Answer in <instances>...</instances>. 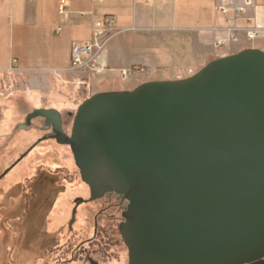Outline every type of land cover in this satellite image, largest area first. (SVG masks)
<instances>
[{"label":"water","instance_id":"1","mask_svg":"<svg viewBox=\"0 0 264 264\" xmlns=\"http://www.w3.org/2000/svg\"><path fill=\"white\" fill-rule=\"evenodd\" d=\"M36 119L53 134L0 181L41 142L69 146L86 202L114 194L127 203L119 232L128 264H264V51L96 93L70 135L53 108L34 109L20 128Z\"/></svg>","mask_w":264,"mask_h":264},{"label":"crops","instance_id":"2","mask_svg":"<svg viewBox=\"0 0 264 264\" xmlns=\"http://www.w3.org/2000/svg\"><path fill=\"white\" fill-rule=\"evenodd\" d=\"M61 1L0 0V74L33 78L41 90L57 94L47 101L59 102V94L74 86H86L87 98L133 90L145 83L141 75L133 76L138 85L122 83L118 90L109 77L138 67L173 69L184 79L216 59L264 51V0H64L67 17ZM108 17L119 33L107 45L104 81L73 70L72 45L91 41L94 27ZM256 29L261 34L249 41Z\"/></svg>","mask_w":264,"mask_h":264},{"label":"rangeland","instance_id":"3","mask_svg":"<svg viewBox=\"0 0 264 264\" xmlns=\"http://www.w3.org/2000/svg\"><path fill=\"white\" fill-rule=\"evenodd\" d=\"M163 70V68H156L149 71V69L138 67L132 71L131 75L127 72L126 77L123 73L120 77L119 73H115L114 77L109 79H114L112 80L115 85L114 90L121 89L122 83H128L130 87H134L142 79L145 83L181 79L173 69L168 74ZM92 75L98 80L101 78L95 74L90 76ZM137 75H141L140 82H134L133 76ZM105 76L102 77L105 78ZM103 80L108 81L107 78ZM35 82L33 78L16 73L0 74V176L45 134L41 119L34 120L29 128H20L28 114L34 109L59 110L64 117L65 131L70 134L78 107L89 98L87 96L92 94L86 92V86H74L59 94L60 99L56 103L46 99L57 94L46 93V90H41ZM41 170L53 174L54 182L58 181L62 186L59 189L55 188L51 181L44 177L37 180L36 175ZM77 171L69 146L46 141L2 179L0 203L6 198L7 205H11V208L15 207L16 203L21 204V207L17 208L18 212H16L19 218L14 219L11 216L10 220L7 219L8 221H5V216L0 211V264H55L57 256L58 261L61 262L70 259L73 254L76 255L73 264H89L84 262V256L79 257L75 253L77 247L87 240H90L92 244H85L83 249L86 252L90 251L94 260H98L101 264H128V250L118 231L122 214L116 209L107 211L106 229L97 238H93L94 218L103 203L88 204L81 208L72 234L67 233L75 199L83 197L89 200L88 187L81 181ZM57 173L59 174L55 176ZM42 188L46 189L54 199L53 205H49L47 214L45 201L42 202V198L45 197L41 194ZM39 213L46 214L43 218L44 225H42L44 229L47 227L50 231L55 226L60 230L58 247L53 252H42L40 255L35 250L36 231L29 230L35 225V217H38ZM4 234L7 236L4 237Z\"/></svg>","mask_w":264,"mask_h":264},{"label":"flooded vegetation","instance_id":"4","mask_svg":"<svg viewBox=\"0 0 264 264\" xmlns=\"http://www.w3.org/2000/svg\"><path fill=\"white\" fill-rule=\"evenodd\" d=\"M61 112V111H60ZM29 115V114H28ZM27 115V116H28ZM63 116V115H62ZM27 118V117H26ZM26 118L23 122V124L25 123L26 121ZM43 120V124H42V129L45 131V134L43 137H46V136H49L51 134H53V130H52V127H47L46 126V123H45V120L44 119H41ZM34 121V120H33ZM33 121L31 122V125L30 127L32 126V123ZM74 121V120H73ZM21 127V126H20ZM63 128L65 130V121H64V117H63ZM66 132V131H65ZM68 134V133H66ZM71 134V133H70ZM68 134V135H70ZM43 137H41L40 139H42ZM39 139V140H40ZM38 140V141H39ZM37 141V142H38ZM46 141H54L56 142L55 140H46ZM44 141V142H46ZM36 142V143H37ZM44 142H41L40 144H38L33 150H31L29 152V154L27 155V157L39 146L41 145L42 143ZM35 143V144H36ZM57 143V142H56ZM34 144V145H35ZM58 144V143H57ZM32 145V147L34 146ZM59 145V144H58ZM62 146V145H61ZM31 147V148H32ZM30 149V148H29ZM28 149V150H29ZM26 157V158H27ZM25 158V159H26ZM21 163V162H20ZM16 168V167H15ZM14 168V169H15ZM62 169V168H61ZM78 169V168H77ZM13 171V170H12ZM63 171H61L62 173ZM11 173V172H10ZM9 173V174H10ZM63 173H66V172H63ZM78 175L80 176V179H81V175H80V171L78 169L77 171ZM8 174V175H9ZM59 173H57L55 176H57ZM54 175L51 174V173H48L44 170H41L40 172L37 173L36 175V179L38 180L39 178H42L44 177L45 179H48L51 181V184L53 185V187H57L58 189L60 188V186H62V184L58 181H55L54 182V178L53 177ZM2 181V180H1ZM0 181V182H1ZM82 181V179H81ZM45 185L47 184V180L44 181ZM83 182V181H82ZM50 183V182H49ZM84 183V182H83ZM84 185L86 186V184L84 183ZM88 187V186H87ZM89 190V188H88ZM41 194H44L45 197L42 198V202H44V205L46 206V214L49 212V205H53V197H51L52 195L46 190V189H41ZM54 195V194H53ZM40 198V197H38ZM37 198V199H38ZM35 199V198H34ZM33 199V200H34ZM89 199H90V190H89ZM36 200V199H35ZM88 200H86V198H83V197H78L77 199H75V205L74 207L72 208L71 210V216H70V221H69V224L67 226V233L69 235L72 234V231L74 230V226L77 222V218H78V215H79V212H80V209L83 208L84 206L88 205V204H97V203H103V206H101L102 208L100 210H98V212L96 213L95 215V218H94V229H93V238H97L99 237L106 229V221H107V211L110 210V209H116L118 212H120L121 214H123V211L124 209L126 208L127 206V203L124 202L122 199H120L118 196L114 195V194H109L107 196H105L103 199H100V200H97V201H94V202H86ZM40 202V203H42ZM77 202L79 203V205L77 204ZM8 201L6 200V198L2 199L1 203H0V208L2 209V215L5 216V221H8L10 220V217L13 216L14 219H17L19 218V216H17V208L19 209V207H21V204L19 203H16V205H14L15 207H12L11 208V205H7ZM9 208V209H8ZM26 209H24L25 211ZM76 210V212H75ZM74 212H75V221L73 222L72 224V221H73V215H74ZM7 213V214H6ZM12 213V214H11ZM46 214H41L39 213L38 214V217H35V225L30 227L29 230L30 232H33L34 230L36 231V235L34 236L35 238H37V242L36 245H35V250H36V253L38 255H40L42 252L43 253H48V252H53L54 249H56L58 247V237L60 235V230L58 228H56L55 226L52 228V230H48L47 227L44 229L42 225H44V216ZM111 217V216H110ZM8 219V220H7ZM30 221V220H29ZM121 221H122V217H121ZM120 221V223H121ZM120 223L118 224V231H119V225ZM28 230V229H27ZM6 232V231H4ZM7 234V233H6ZM4 234V237H6L7 235ZM120 234V232H119ZM121 236V235H120ZM50 240V241H49ZM85 244H92L90 242V240H87V242H84L83 245L77 247L76 249V254L79 256V257H83L84 256V262L86 263H89L91 264V261L93 260L94 262L98 263V264H101L98 260H94V258L92 257V254L90 251H85V249H83L85 247ZM42 255L39 257L41 259ZM75 259H76V255L73 254V256L70 257V259H67V260H62L61 262L58 261V256L56 257V263L55 264H73L75 263Z\"/></svg>","mask_w":264,"mask_h":264},{"label":"built area","instance_id":"5","mask_svg":"<svg viewBox=\"0 0 264 264\" xmlns=\"http://www.w3.org/2000/svg\"><path fill=\"white\" fill-rule=\"evenodd\" d=\"M102 1V0H97ZM226 1V0H225ZM66 1H61L60 13L67 17ZM225 11V8H220ZM115 19L108 17L102 25H98L93 29V38L91 41L80 44L74 43L72 45V68L79 73L95 74L97 76H105L108 71V63L106 59L107 45L110 40L119 32L114 29ZM61 28L57 29L60 32ZM261 34L259 29L248 33V40L254 41ZM126 77L127 72L123 73Z\"/></svg>","mask_w":264,"mask_h":264},{"label":"trees","instance_id":"6","mask_svg":"<svg viewBox=\"0 0 264 264\" xmlns=\"http://www.w3.org/2000/svg\"><path fill=\"white\" fill-rule=\"evenodd\" d=\"M0 211H2V209L0 208Z\"/></svg>","mask_w":264,"mask_h":264}]
</instances>
